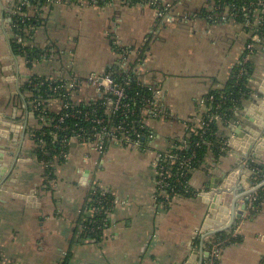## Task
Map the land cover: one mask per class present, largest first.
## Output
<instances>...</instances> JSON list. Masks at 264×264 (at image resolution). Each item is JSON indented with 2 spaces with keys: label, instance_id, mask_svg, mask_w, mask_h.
Here are the masks:
<instances>
[{
  "label": "crops",
  "instance_id": "1",
  "mask_svg": "<svg viewBox=\"0 0 264 264\" xmlns=\"http://www.w3.org/2000/svg\"><path fill=\"white\" fill-rule=\"evenodd\" d=\"M158 1L174 4L176 17L171 22L158 18L146 3L129 5L122 0L104 5L81 0L31 5L27 16L38 24L27 27L22 47L37 55L27 63L25 55L12 49L11 0H0V110L1 118L15 124L16 135L0 138V147L12 151L4 155L5 175L0 176V264H61L68 255V264H183L193 251L192 264L205 263L210 237L203 240L197 229L207 212L203 195H178L166 208H158L153 160L156 151L184 136L188 119L204 110L200 99L227 85L250 39V28L233 20H209L214 0ZM116 45L144 47L145 65L136 70V77L162 89L171 115L148 120L152 137L139 149L110 145L99 153L86 142L70 139L68 156L52 159L54 182L46 189L42 185L47 171L33 140L38 123L21 86L32 76L67 79L101 74L116 61ZM250 62L248 88L253 93L254 88L264 89V50L256 49ZM94 97L87 85L73 94L82 101ZM248 106L243 100L235 119L218 122V135L227 140L242 124L256 138L253 149L248 157L232 148L221 147L220 155L208 152L189 179L198 193L209 188L211 179L238 169L234 152L264 167V127L255 126L246 115ZM49 108L57 111L59 102L53 100ZM8 130L0 125V134ZM256 144L262 148L258 157H252ZM93 186L107 188L116 200L100 241L82 237L79 228ZM31 191L34 203L17 196ZM257 191L250 198L256 199ZM254 211L256 207L249 209L234 226L240 225L242 241L227 245L219 264H264V202L258 213Z\"/></svg>",
  "mask_w": 264,
  "mask_h": 264
},
{
  "label": "built area",
  "instance_id": "2",
  "mask_svg": "<svg viewBox=\"0 0 264 264\" xmlns=\"http://www.w3.org/2000/svg\"><path fill=\"white\" fill-rule=\"evenodd\" d=\"M55 1L58 0H48V2ZM81 1L95 4L97 0ZM14 2L15 0H11L8 14L12 31L15 27V23L12 22V16H27V12L25 13L21 7L31 6L29 1L18 0L17 4H14ZM140 3H146L151 6L156 11L158 18L163 19L165 22H171L176 17L173 3H162L158 0H146ZM207 15L209 20H214L215 17L217 19L233 20L250 28V39L245 44L243 56L238 63L240 67L234 75L236 80H239L248 72L245 64L250 61L251 55L256 49L264 50V39L259 32V28L264 25V0H244L239 9H237L235 3L225 9L220 2L214 0V4ZM13 33L16 43L22 45L23 36L15 31ZM115 51L117 55L116 61L109 65L101 74H91L86 78L71 76L67 79L32 76L28 77L24 82L29 87L25 92L29 95V104L34 115L36 113L35 117L38 123V128L34 130L37 131V134L33 133V140L42 153V159L40 158V160L47 171L42 185L44 188L47 189L54 182V176L51 173L52 159L66 158L68 156L67 145L70 139L86 142L92 145L93 149L99 153H104L110 145L139 149L144 146L146 139L148 140L152 137V132L148 128V120L164 119L171 115L164 104L162 89L154 85L143 84L136 77V70L144 68L145 65L144 47L116 45ZM131 60L133 61L131 62ZM26 61L31 63L33 59L26 58ZM133 62L134 64H132ZM117 69L123 75L124 82L121 84L115 81L112 74V70ZM133 79H136L137 82L147 87L150 91L148 95L135 93L136 96H139L141 104L137 105L136 102L134 107L131 104L135 102L133 100L135 96H132L127 91V89L131 88L130 84ZM81 85L91 87L95 92V97L88 101L74 99L73 94ZM41 88H44L45 93L40 92ZM33 91L38 93L34 95ZM53 100L59 102L57 111L49 108V104ZM214 101L215 99L210 93L202 97L199 103L204 110L188 119L186 132L178 140V144L173 143L170 147L155 152L153 160L156 185L154 197L158 208H166L170 205L174 197V194L172 195L174 192L173 183L180 182L182 176L193 174L197 170L191 166V161L195 154L181 155L180 150L191 145L188 137L192 132L201 136L209 122L218 123L223 120V114L220 109L222 100L213 106ZM68 109L71 110L68 111ZM50 112L59 114V118L55 120L50 116ZM66 118L75 120L76 123L73 125L64 124ZM81 122L88 123L89 126L85 128L79 125ZM44 126L51 127V129L46 132L43 130ZM198 130L201 131L199 132ZM64 133H69L70 135H64ZM59 134H63V137L60 138ZM45 137H48L51 143L58 142L59 148L47 144L44 140ZM196 144L198 143L196 142L194 145ZM51 153L52 155L50 156ZM249 168L253 174L252 180L255 183L260 182L255 171L256 168L252 166ZM187 186L191 187L189 180H187ZM197 194L203 195V191L197 192ZM110 195L112 194L107 188L92 187L88 193L85 206V210L90 213V216L79 223V228L82 232L94 233L100 231L102 237L103 230L110 225L111 211L116 203L115 198H111ZM255 200V198H250V203L252 202L250 209L255 208L253 206V201ZM88 202H93L94 204L89 207ZM100 214L104 216L97 220L95 216ZM239 228L240 225L231 229L229 235L225 238L210 236L208 254L204 264H219L225 246L231 239L239 235ZM88 240H91V238H88Z\"/></svg>",
  "mask_w": 264,
  "mask_h": 264
},
{
  "label": "trees",
  "instance_id": "3",
  "mask_svg": "<svg viewBox=\"0 0 264 264\" xmlns=\"http://www.w3.org/2000/svg\"><path fill=\"white\" fill-rule=\"evenodd\" d=\"M20 1H29L30 5L36 6V8H41L45 3L48 2V0H20ZM106 1H109V0H97L95 3L98 5H104L106 3ZM122 1H124L126 4L133 5V4H137L140 2H145L146 0H122ZM217 1L220 2L222 7H224L225 9H227L232 3H235V5L237 6V9H239L241 4H243V2H244V0H217ZM17 3H18V0H15L14 4H17ZM21 8L25 13L28 12L27 10L29 9V7L22 6ZM12 22L15 23V27L13 28V31H15L19 35H22L23 36L22 39L25 38V30L28 29L27 27H29L30 25L36 26L38 24V20H35V18H29L28 16L23 17V16H18V15L12 16ZM16 24H17V26H16ZM259 32L261 33V37L264 39V25H262L261 28H259ZM12 49H13L14 53L25 55L29 59H34V58H36V55H37L36 50L31 51L30 49H28L26 47H22L21 44L16 43V41H14V40L12 41ZM242 56H243V54H242ZM239 67H240V65L237 64L232 69L228 83L223 89L213 90V91L209 92L211 95H213V97L215 99V101L212 104L213 106H215V104L217 102L222 100L220 109H221V113L223 114V120L228 121L231 119H235L236 111L242 108V101L249 98L250 90L248 88V80L252 75V70H253L252 64L250 61L247 62L245 64V68L247 69L248 72L246 74H244L239 80H236V77L234 75L238 71ZM112 74H113V77L117 83L121 84L124 82L122 74L116 73V70H112ZM130 86H131V88L127 89V91L132 96H135L133 98V100L135 102H132V104H131L132 107H134L136 105V102H137V105L141 104V102H139V96H136L135 93L146 94V95L150 94V91L147 89V87H145L141 83L137 82L136 79H133V81H131ZM21 89H22V91H27L29 89V87L26 83H24L21 86ZM40 92L45 93L44 88H41ZM33 93H34V95H36V93H38V92L33 91ZM70 110L71 109H68V111H70ZM35 115H36V113H35ZM50 116H52L55 120H57L60 115L50 112ZM67 123L69 125H71V124L73 125L74 123H76V121L66 118L64 120V124H67ZM79 125H82L85 128H87L89 126L88 123H84V122H81V124H79ZM50 129H51V127H47V126L43 127V130L46 132H48ZM198 131L200 132L201 130H198ZM33 133L37 134V131H34ZM65 134L68 136L70 135L69 133L68 134L64 133V135ZM59 135H60L59 136L60 138L63 137V134H59ZM44 140L50 146L59 148L58 142L51 143V142H49L48 137H45ZM188 140L191 142V145L180 150V154L181 155H186V154L190 155L191 153H194L195 156L191 161V166L198 169L201 166V164H203L204 159L207 156L208 152L212 151L215 155L222 154L220 148L223 146L222 142L225 139L224 138L220 139V137L218 135L217 123L212 121L206 125V128L201 133V136L199 134L192 132L190 134V136L188 137ZM196 142L198 144L194 145ZM68 143H69V141H68ZM174 143L178 144V141H176ZM35 153L39 159L40 158L42 159V153L40 152L38 147L35 148ZM52 153L50 154V156L52 155ZM251 166L253 168H256L255 171H256V174L258 176V179L259 180L264 179V167L261 165L253 164V162H251ZM191 175L192 174H186V176H184V177L182 176L180 178V182L173 183L174 192L172 193V195L174 194V197L178 196V195L179 196H186V197H188V196L193 197L196 195V193L198 191L194 190L192 187L187 186V180H189L191 178ZM110 196H111V198L114 197L113 195H110ZM263 202H264V187L260 188L256 192V200L254 201V206L256 207L257 211H254V212L258 213ZM92 204H94V203L88 202L89 207ZM89 216H90L89 212H86V213L83 212L81 215V218H80V222H82L84 219L88 218ZM103 216H104L103 214L102 215L100 214V215H96L95 218L97 220H100ZM81 236L84 238H91L94 241H100L102 238L100 231H96L94 233H92V232L87 233V232L81 231ZM215 236L217 238H225V237H227V234L225 232H220V233H217ZM241 241H242V236L238 235L236 238L231 239L227 245L239 243ZM69 260H70V255H68L61 264H68Z\"/></svg>",
  "mask_w": 264,
  "mask_h": 264
},
{
  "label": "water",
  "instance_id": "4",
  "mask_svg": "<svg viewBox=\"0 0 264 264\" xmlns=\"http://www.w3.org/2000/svg\"><path fill=\"white\" fill-rule=\"evenodd\" d=\"M262 80L264 84V78ZM246 100L249 101L246 115L254 121L255 126L264 127V89L254 88L253 93L250 92L249 98ZM257 107L262 109L260 113H258ZM2 115L0 110V125L8 126L9 130L8 132L2 131L0 138H6L7 140H10L12 137L15 138V124L5 121L1 118ZM243 127L244 125L239 124L237 128L233 129L232 135L222 142L223 149H239L241 153L246 155L251 152L256 138L246 133ZM7 148V146L0 147V176L5 175L4 168L6 164L3 162L4 155L12 154V151H9ZM261 148L262 145L256 144L252 157H258L256 152ZM241 153H233L239 163L238 169L223 172L219 178L211 179L209 181V188L203 191V200L207 206V212L200 227L197 228L203 240L204 238L215 236L220 232H225L229 235L230 230L240 219L245 217L247 211L252 207L250 203L251 194L264 187V179L256 185H252L251 176L253 174L249 168L252 160L245 161L246 159ZM17 196L25 199L28 203H34L35 201L33 191L28 195L17 194ZM239 200H242L240 204ZM189 246L192 247L191 243ZM194 260L195 251L188 256L186 262L183 264H192Z\"/></svg>",
  "mask_w": 264,
  "mask_h": 264
}]
</instances>
